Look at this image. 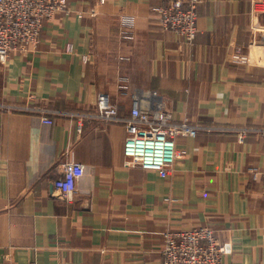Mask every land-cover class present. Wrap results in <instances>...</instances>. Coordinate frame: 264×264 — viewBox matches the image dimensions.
<instances>
[{
  "label": "crops",
  "instance_id": "crops-1",
  "mask_svg": "<svg viewBox=\"0 0 264 264\" xmlns=\"http://www.w3.org/2000/svg\"><path fill=\"white\" fill-rule=\"evenodd\" d=\"M166 1L67 0L35 46L0 62V102L52 119L0 109V264H161L163 233L197 225L227 247L221 264H264V11L198 0L188 44L154 19ZM135 93L176 121L248 132L180 137L166 177L125 167V124L74 114L126 117ZM67 161L83 167L72 202L52 186Z\"/></svg>",
  "mask_w": 264,
  "mask_h": 264
},
{
  "label": "built area",
  "instance_id": "built-area-1",
  "mask_svg": "<svg viewBox=\"0 0 264 264\" xmlns=\"http://www.w3.org/2000/svg\"><path fill=\"white\" fill-rule=\"evenodd\" d=\"M104 2V0H100ZM198 0H168L150 8L154 19L162 30L174 32L186 43L191 44L197 33ZM254 12L264 11V0H252ZM67 11V0H0V62H5L14 50H25L39 41L42 26L58 13ZM94 16L96 10H90ZM78 15H81L80 13ZM125 27L123 37L133 38L131 27L133 17H121ZM234 57L244 62V56ZM141 94H133V104L128 116H121L115 107H102L92 116L107 122L124 123L126 136L123 143V165L139 166L155 170L166 177L174 162L183 156L177 146L180 137H194L199 131H221L233 129L242 138L248 129L222 126H202L187 120L176 121L157 99L145 101ZM3 111H24L40 115L46 123L52 119L45 116L48 109L32 102L25 105L0 102ZM264 134V130H260ZM255 177L259 172L252 169ZM83 174L80 162L67 161L61 165V174L53 182L56 197L72 202L76 193V181ZM164 244L161 250V264H221L227 247L221 244L214 230L205 225H197L181 230H167L163 233Z\"/></svg>",
  "mask_w": 264,
  "mask_h": 264
}]
</instances>
